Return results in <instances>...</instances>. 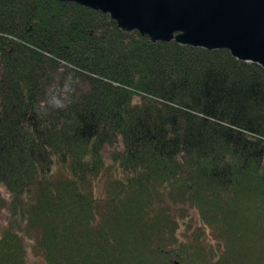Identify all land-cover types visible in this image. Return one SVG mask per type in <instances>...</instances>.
I'll use <instances>...</instances> for the list:
<instances>
[{
  "label": "trees",
  "instance_id": "16d2710c",
  "mask_svg": "<svg viewBox=\"0 0 264 264\" xmlns=\"http://www.w3.org/2000/svg\"><path fill=\"white\" fill-rule=\"evenodd\" d=\"M3 210L0 264H264V67L0 0Z\"/></svg>",
  "mask_w": 264,
  "mask_h": 264
},
{
  "label": "water",
  "instance_id": "95a60500",
  "mask_svg": "<svg viewBox=\"0 0 264 264\" xmlns=\"http://www.w3.org/2000/svg\"><path fill=\"white\" fill-rule=\"evenodd\" d=\"M106 13L153 43L228 49L264 67V0H60Z\"/></svg>",
  "mask_w": 264,
  "mask_h": 264
},
{
  "label": "rangeland",
  "instance_id": "374dc122",
  "mask_svg": "<svg viewBox=\"0 0 264 264\" xmlns=\"http://www.w3.org/2000/svg\"><path fill=\"white\" fill-rule=\"evenodd\" d=\"M72 86V78L69 74L59 73L54 76V79L48 87L46 94V103L53 107H63L69 98ZM7 211H0V235L2 234L7 224ZM30 252L34 254V264H46L41 257V253L35 247L33 242L30 243ZM35 253L37 255H35Z\"/></svg>",
  "mask_w": 264,
  "mask_h": 264
}]
</instances>
